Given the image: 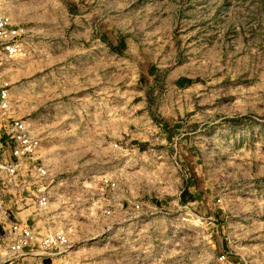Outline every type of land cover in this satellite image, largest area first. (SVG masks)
Instances as JSON below:
<instances>
[{"label":"rangeland","instance_id":"1","mask_svg":"<svg viewBox=\"0 0 264 264\" xmlns=\"http://www.w3.org/2000/svg\"><path fill=\"white\" fill-rule=\"evenodd\" d=\"M0 12L28 29L0 82L52 179L34 225L73 243L57 264H264V0H0ZM89 35L106 37L110 72L141 88L125 93L131 106L37 90L83 59Z\"/></svg>","mask_w":264,"mask_h":264},{"label":"built area","instance_id":"2","mask_svg":"<svg viewBox=\"0 0 264 264\" xmlns=\"http://www.w3.org/2000/svg\"><path fill=\"white\" fill-rule=\"evenodd\" d=\"M27 36V27L14 21L6 12H0V74L7 60L24 53ZM8 87V81L0 82L1 135L8 148L7 157L6 153L0 152V238L8 241L7 252L0 250V264H17L27 256L46 261V264H57L55 258L69 251L73 243L64 232L48 230L40 234L34 225L32 217L48 208L52 179L38 154L39 137L25 120L7 116L10 109ZM103 183L110 190L117 187L110 178ZM10 196L15 199L13 206L7 208ZM24 209H31L30 214L18 218ZM140 209L141 204L135 203L132 211L137 214ZM102 212L112 213L107 208ZM6 216L13 219L9 226L3 221Z\"/></svg>","mask_w":264,"mask_h":264},{"label":"crops","instance_id":"3","mask_svg":"<svg viewBox=\"0 0 264 264\" xmlns=\"http://www.w3.org/2000/svg\"><path fill=\"white\" fill-rule=\"evenodd\" d=\"M106 37L102 35H89L85 37L86 43H91V50L83 52V59L77 58L72 62L70 58L67 72L54 70L51 74H42L37 79V90L51 89L54 98L57 95L64 97L67 91L69 105L84 107H123L130 105L126 101L125 93L134 92L137 84L126 82L124 67L117 66L110 72L109 47ZM96 44V45H95ZM72 53V52H70ZM133 60H128L129 63ZM162 60V59H160ZM125 62V59L119 60ZM79 64V65H78ZM147 102H142L144 104ZM3 147L0 142V148Z\"/></svg>","mask_w":264,"mask_h":264}]
</instances>
